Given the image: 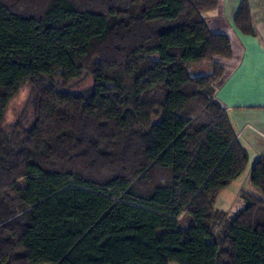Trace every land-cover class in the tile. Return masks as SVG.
Here are the masks:
<instances>
[{"label":"trees","instance_id":"16d2710c","mask_svg":"<svg viewBox=\"0 0 264 264\" xmlns=\"http://www.w3.org/2000/svg\"><path fill=\"white\" fill-rule=\"evenodd\" d=\"M217 3L0 0V264H264V153L258 193L231 218L215 206L248 164L216 94L232 54L204 16ZM234 24L256 35L248 0ZM26 82L15 143L1 125Z\"/></svg>","mask_w":264,"mask_h":264},{"label":"crops","instance_id":"0c3cea01","mask_svg":"<svg viewBox=\"0 0 264 264\" xmlns=\"http://www.w3.org/2000/svg\"><path fill=\"white\" fill-rule=\"evenodd\" d=\"M240 1L218 0L204 16L212 32L230 39L231 56L216 57L224 68L216 94L226 107L236 139L248 152L244 170L249 166L244 174L248 182L253 164L264 153V0H248L256 35L244 34L234 24ZM243 191L248 190L241 189L240 194Z\"/></svg>","mask_w":264,"mask_h":264},{"label":"rangeland","instance_id":"374dc122","mask_svg":"<svg viewBox=\"0 0 264 264\" xmlns=\"http://www.w3.org/2000/svg\"><path fill=\"white\" fill-rule=\"evenodd\" d=\"M190 73L198 72H195L194 68H192L190 69ZM91 85V77L84 74L72 82L67 89L74 93H85L88 91ZM31 89L32 87L30 83H24L10 98L5 108L1 132L8 136V138L12 139L15 143L19 142L23 138L25 131L31 126L34 119V107L31 101ZM248 170L249 166L246 171ZM245 172L236 181H233L228 187L222 189L215 202L216 208L225 211L230 218L234 212L244 204V201L240 195L241 189L258 193L249 181L245 182ZM19 183L22 184L23 181L21 180ZM224 229V220L218 219L214 225L215 236H218L220 231H223ZM170 264L176 263L171 262Z\"/></svg>","mask_w":264,"mask_h":264}]
</instances>
